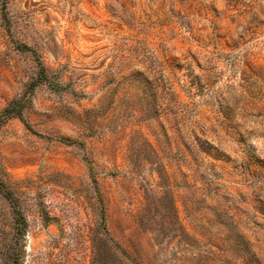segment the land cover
Segmentation results:
<instances>
[{
	"label": "rangeland",
	"instance_id": "rangeland-1",
	"mask_svg": "<svg viewBox=\"0 0 264 264\" xmlns=\"http://www.w3.org/2000/svg\"><path fill=\"white\" fill-rule=\"evenodd\" d=\"M14 99L0 264H264V0H0Z\"/></svg>",
	"mask_w": 264,
	"mask_h": 264
},
{
	"label": "trees",
	"instance_id": "trees-1",
	"mask_svg": "<svg viewBox=\"0 0 264 264\" xmlns=\"http://www.w3.org/2000/svg\"><path fill=\"white\" fill-rule=\"evenodd\" d=\"M23 104V100L21 99H14L0 114V121L5 117V116H10L14 114H20V107ZM11 195V193H9ZM8 195V196H9ZM12 196V195H11ZM16 212L15 219H16V230L17 234L25 235L26 231V221L25 219L17 212V209H14ZM97 250V248H96ZM1 253V249H0Z\"/></svg>",
	"mask_w": 264,
	"mask_h": 264
}]
</instances>
